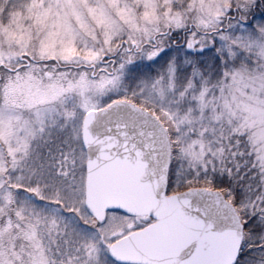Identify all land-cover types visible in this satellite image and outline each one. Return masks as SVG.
<instances>
[{
    "label": "snow or ice",
    "instance_id": "6c2138e0",
    "mask_svg": "<svg viewBox=\"0 0 264 264\" xmlns=\"http://www.w3.org/2000/svg\"><path fill=\"white\" fill-rule=\"evenodd\" d=\"M0 264H264V0H0Z\"/></svg>",
    "mask_w": 264,
    "mask_h": 264
}]
</instances>
